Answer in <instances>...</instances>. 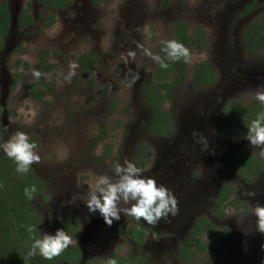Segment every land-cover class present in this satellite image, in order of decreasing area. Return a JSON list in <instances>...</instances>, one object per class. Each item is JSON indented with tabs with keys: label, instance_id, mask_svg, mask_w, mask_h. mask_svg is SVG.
Wrapping results in <instances>:
<instances>
[{
	"label": "rangeland",
	"instance_id": "1",
	"mask_svg": "<svg viewBox=\"0 0 264 264\" xmlns=\"http://www.w3.org/2000/svg\"><path fill=\"white\" fill-rule=\"evenodd\" d=\"M232 1L71 0L69 7L54 14L55 22L48 27L45 25L46 18L39 13L42 10L40 2L33 1L29 12L34 15L35 24L25 29L18 26V14L26 6L19 0L12 1L13 22L6 44L0 51V103L3 109V130L7 129L6 132L2 131L1 144L17 131H22L37 146L35 151L41 161L31 166L44 181L43 192L50 201L46 209L41 205L43 234L46 233L47 225H50L54 226L55 235L57 229H63L65 212H73L77 214L81 228L76 231V238L72 231L67 233L72 235L74 245L79 244L85 231L91 229L89 226H94L93 215L90 216L85 204L88 187L95 175H111L109 165L113 160L135 163L144 170L143 175L146 177L151 170L156 169V176H152L156 182L162 178L174 181L179 176L178 181L182 186H196L195 193L198 194L207 192L193 203L189 198V204L193 206L186 216L188 226L183 224L184 232L179 233L181 241L190 240L189 233L202 218L210 223L212 229L216 227L219 231L229 223L236 231L238 226H248V231L251 229L256 220L251 214L252 208L256 205L264 206V173L254 182H247L232 169L231 160L235 156L257 153L264 163V155L260 154V148L251 147L235 126L222 117H216L214 109L209 113V109L205 108L204 114L202 105H195L193 101L197 94L211 91L204 87H194L192 71L200 61H215L213 51H200L197 46L189 49L191 61L184 62L181 81L169 88L172 99H165L161 108L171 117L173 134L170 137L154 136L148 131L153 111L148 106L146 82L152 80L149 73L154 70L156 62L144 50L162 57L163 42L174 39L175 24L179 21L187 23L189 35L198 29L206 30L208 50L212 49V45L223 47L221 37L223 40L226 38L223 34L226 31H229V44L234 49L243 50L240 39L243 25L237 26L236 21L232 22L231 15L224 13L227 4ZM248 2L257 3V8L250 12L251 21L260 19L264 14V0H246V4ZM3 3L4 0H0V5ZM208 3L212 7L210 14L203 9ZM216 3H219V9L215 8ZM79 8L84 12L78 14ZM129 9L135 11L134 18L125 16V10ZM236 11L241 12L238 8ZM212 14H215L214 17ZM43 51L48 52L47 63L50 65L48 72L43 75L55 85V89L53 95L38 100L31 97L27 89L29 82L34 80L32 72ZM129 51L136 53L135 61L128 58ZM84 52L94 53L98 57L99 66L82 78L79 76L81 72L77 57ZM205 55L206 58H202ZM238 56L244 69L261 61L255 51L240 53ZM73 63L77 65L76 74L69 83L65 76ZM213 65L217 69L216 79L220 78L217 64L214 62ZM139 70H143L142 75L139 74L142 82L137 84L139 80H135L133 83V76ZM224 77L227 80H218V84L229 83L228 76ZM238 87L241 89V85ZM251 95L235 94L233 98L249 100L254 97ZM28 121L32 122L29 124ZM206 121L212 125L218 123L220 127H209L211 123ZM135 122H138L137 125ZM194 131L197 132L196 136H193ZM201 137L208 143L205 151L204 146L201 147L204 144ZM141 144L150 151L144 160L145 165L139 164L138 159L137 152ZM108 146L109 155L103 157ZM212 151L216 154V166L211 167L212 160L208 162L204 158H201L200 163L205 162V166L188 164L187 159L190 161L191 155L206 156ZM171 152L175 156H170ZM0 154L6 155L2 150ZM163 167L164 172L169 171L166 176L161 175ZM189 171H197V176L186 175ZM225 186L229 187V197L219 203L220 190ZM39 202L37 198L32 201L40 207ZM190 221H194L193 227L188 224ZM242 221L249 224L239 225L238 222ZM261 238H264V234H261ZM117 243L116 239L104 236V241L98 239L91 247L95 251V246L101 245L102 252L97 254L100 260L106 259L109 253L118 254L121 245V255L131 253L129 244ZM250 245L246 244V247H254ZM251 251L255 258L248 260L247 256L243 259L245 264H255L260 257L255 256V248ZM93 256L88 257L90 259Z\"/></svg>",
	"mask_w": 264,
	"mask_h": 264
},
{
	"label": "trees",
	"instance_id": "2",
	"mask_svg": "<svg viewBox=\"0 0 264 264\" xmlns=\"http://www.w3.org/2000/svg\"><path fill=\"white\" fill-rule=\"evenodd\" d=\"M42 4L40 15L44 11L56 10L65 7L68 0H39ZM31 2H27L26 7L22 10L20 16V25H34V18L29 12ZM252 4L246 7V12H251ZM46 26L55 22V15L50 13L46 16ZM10 23L9 10L6 3L0 5V49L3 46L4 36L7 33ZM175 37L173 40L181 42L185 47L191 49L197 46L200 51L208 48V33L204 29H198L194 34L189 35L188 25L186 22L179 21L175 24ZM242 46L244 52L255 51L259 58L264 60V14L258 20L249 22L243 32ZM48 52L43 51L39 56V61L35 70L42 73L39 79L34 78L28 84L30 96L42 100L47 95L54 93L55 85L46 80L43 73L48 72L50 65L47 63ZM168 64L166 69L157 64L152 79L156 81L150 84L148 106L153 111L148 124V131L154 136L170 137L174 132V125L166 112L161 108L165 99H172L170 87L176 82L181 81L183 75L181 69L184 61H173L166 59ZM96 55L92 52H84L78 57L80 77H85L96 66ZM179 74V76H178ZM217 72L213 64L208 61H200L195 64L192 71V84L197 89L206 86L211 87L216 82ZM92 83L91 80L88 81ZM222 116L232 126H235L243 135L246 134L247 128L252 120L264 112V104H261L254 97L249 100L228 99L222 110ZM2 106L0 104V115ZM0 120V130H1ZM2 141L0 134V143ZM32 142V141H31ZM144 151V152H143ZM138 153L139 164L145 165V158L149 156L150 151L141 144ZM109 155V146L106 147L103 157ZM231 167L237 174L243 177L247 182H254L264 173V163L257 153H250L247 156H235L231 160ZM197 176V171L192 173ZM35 185L37 191L33 194L32 199H28L24 194V189ZM45 188L44 181L37 176L32 166L27 173H18L16 164L6 155L0 154V257L5 264H61L62 262L77 263L80 261L81 253L76 245H71L60 256L53 260H46L39 254L30 257L28 255L30 246L34 239L39 238L42 207L41 203H47L48 198L43 192ZM228 186L222 187L220 191L219 203L225 201L228 195ZM40 199L39 205L32 201ZM219 205V204H218ZM43 206V205H42ZM64 218L66 221L62 224L64 231H72L73 237H77L79 228L78 216L73 212H66ZM70 226H68L69 224ZM208 224L205 218L200 219L194 226V232H200ZM195 234H193L194 236ZM86 264H90L87 262Z\"/></svg>",
	"mask_w": 264,
	"mask_h": 264
},
{
	"label": "flooded vegetation",
	"instance_id": "3",
	"mask_svg": "<svg viewBox=\"0 0 264 264\" xmlns=\"http://www.w3.org/2000/svg\"><path fill=\"white\" fill-rule=\"evenodd\" d=\"M12 1H17V0H4V3H6L7 5V8L9 10V15L11 18H10L9 28L7 30L6 35L4 36L3 46L0 49V51L4 48L6 44L10 26L13 21V15L11 13ZM19 1L24 3V5L26 6L27 2L33 3V1L38 2L39 0H19ZM70 1L71 0H68V2L65 5V8L69 7ZM250 3L251 2H248L246 4V0H233L232 3L227 4V6L224 9V13H228L231 15L232 22L236 21L237 26L243 25L242 35L240 38L241 46H242L243 32L245 30V26H247L248 23L251 21L250 17L252 15L251 14L252 12L251 13L246 12V7ZM252 7L255 10L257 8V3H252ZM215 8L216 9L220 8L219 3H216ZM237 8L240 9L241 12L239 11L237 12L236 11ZM73 9L74 11H76L75 8ZM203 9H206L210 14V10L212 9V7L208 3L203 7ZM21 10L18 14V26L22 29L33 26V25H27L26 27H22L20 25V16L22 12ZM61 10L62 8L56 10L44 11L43 16L46 18L48 14L50 13L56 14V12ZM77 12L78 14H80L83 13L84 10L82 8H79ZM243 12H245L244 15L241 14ZM134 14L135 11L132 9L125 10V16L128 18L131 17L134 18L135 17ZM212 15L214 17L215 14ZM33 18L35 22V17ZM244 20H247V22L248 21L249 22L248 23L246 22L247 24L243 23ZM227 33H229V31L223 32V34L226 36L224 40L221 37V35H218L221 37V40L223 42V47H220L218 45L216 46L212 45L211 50H208V48H206V51L214 52L213 54L215 61H212L210 59L208 62H210L211 64H214L215 62L217 64L222 78L217 77L216 84H213V86L211 87L202 86L204 88H208L209 90L211 89V91H209L208 93L206 92L199 93L193 99L195 105L197 104L202 105V111L204 110V114H206L205 108H207L209 109V113H212L213 111L217 112V115L215 116L218 118L222 117L223 119L224 117L222 116L221 110L225 102L228 99L233 98L235 94H241V96L243 94L245 95L252 94L254 96V93L256 91L264 90V63H262V61L264 62V60L261 59V61L258 62L256 65H249L244 69V67L241 66L240 58L238 56V54L244 53L243 46H242L243 50L234 49L231 46V44H229ZM224 42H227V44L224 45ZM78 57H77V63H78ZM96 59H97L96 66L89 72V74L92 71H94L96 67L99 66L97 56ZM156 68H157V63H155L154 70L151 73H149V76L153 75ZM142 73L143 70H139V74L142 75ZM224 76H228V80H230L228 81L229 83L218 84V80L226 79V77ZM140 79L141 78L139 76V79H137L139 80V82L137 84L142 82ZM152 80L156 81L154 78ZM152 80L149 79L146 82L147 96H149V83ZM238 85H241V89H239ZM212 109L214 110L212 111ZM2 115H3V109L0 115L1 126H2L0 133H2L3 131ZM137 123L138 122H135L136 125ZM206 123L209 124L211 122L206 121ZM208 126L212 128L220 127L218 123L216 125H212L211 123ZM199 130L201 129H198L197 131ZM1 138H2V134H1ZM175 144H170V145L175 147L176 146ZM171 146H169V148ZM203 146L204 144L201 147ZM229 151L230 149L227 150V153H229ZM191 153L192 151L190 152V154ZM165 154L166 151H164V156ZM170 156L172 157L175 156L174 152L173 153L171 152ZM201 158L206 159V161L208 162L212 160L211 167H213L216 163V154L213 151L206 156L200 154H193L190 156V161L188 159L187 161L189 165L201 164L205 166V162L200 163ZM159 166L160 165H158L157 167ZM164 168L165 167H163V170L161 171V175L166 176L169 171L164 172ZM152 171L153 170H151L149 173L151 178L152 176L155 177L158 172V171H154V172ZM192 173H193L192 171H189L188 173H186V175L190 176ZM178 178L179 176L175 178L174 181H170V180L168 181V179L165 180L164 178L157 181V185L165 186L174 194L175 198L177 199L179 212L176 216L174 217L169 216L167 221L161 220L158 225L153 227L151 225H148L143 220L136 221L130 216L122 215L119 221H114L111 227H109L105 224L103 217L100 215L98 210L95 212H89L91 213L90 216L93 215L92 224L94 226L93 227L89 226V228L91 227V229L85 231L84 235L82 236L83 237L82 240L87 244H82V246L81 244L76 245L81 253L80 261L77 263L62 262L61 264H86L87 262H90V264H107V261L110 258L116 259L117 264H152V262L157 264H245L243 262L244 261L243 259L246 258L247 256H248L247 258L248 260H250L251 258H255L253 257L254 252L251 251L254 250V248L256 249L255 256L260 255L259 258L256 257L257 260L255 264H264V238H261L262 233L256 230L255 223L254 225L252 224V226L250 224L251 229L249 231L247 226L249 223L246 225L245 221L238 222V224L246 225L247 226L246 228L240 226L237 227L236 224L238 230L236 231V229H234L231 226V223H229V225L222 227L221 230L219 231V229H216V227L212 229L210 223L208 222L207 226L204 227L200 232H198L197 230L194 232L193 229V231L189 233L191 236L189 238L190 239L189 241L187 242L181 241V236H180L181 234L179 233L184 232L182 230L183 229L182 225L183 224L187 225L185 221L186 216L190 214L189 210L192 209L193 206V204L192 205L189 204L190 201L189 198H191L193 203V201L195 202V199L197 200L200 197H203L207 192L205 193L203 192L202 194L195 193L197 192L196 186H191V185L182 186L181 185L182 183L178 181ZM41 204L43 205V207H45L44 209H46L49 206L50 201L48 200L46 204L45 203H41ZM78 222H79V218H78ZM188 224L192 225L193 227L194 221H190ZM79 228H81V226H79ZM45 231L47 234L53 235L54 226L52 227L50 225H47ZM92 234H94L96 237L93 240L87 241L86 239H89V236ZM193 234L195 235L193 236ZM41 235H43L42 227L40 228L39 238L41 237ZM154 235L157 236L158 238L153 239ZM104 236L105 238L116 239V243L118 242L117 245L129 244L131 248L130 251L131 253H126L124 255H121L120 253L123 252L122 251L123 245H121V249L118 252V254L109 253L106 259L103 260L98 259L97 254H100L102 252V248L100 247L101 245L95 246L96 247L95 251L92 249L91 246L92 244L96 243L98 239H102V241H104ZM246 244H251L250 247L252 246L254 247L253 248L246 247ZM93 254L95 256L89 259L88 256H92ZM166 260H169V262H166ZM0 264H5L1 257H0Z\"/></svg>",
	"mask_w": 264,
	"mask_h": 264
},
{
	"label": "clouds",
	"instance_id": "4",
	"mask_svg": "<svg viewBox=\"0 0 264 264\" xmlns=\"http://www.w3.org/2000/svg\"><path fill=\"white\" fill-rule=\"evenodd\" d=\"M163 45L161 51L165 53L167 60H183L185 63L191 61L190 50L181 42L168 40L164 41ZM144 51L161 68L166 69L168 67L165 58L152 53L150 50ZM127 56L132 61L136 59L134 51H129ZM202 58H206V55ZM76 67L77 65L74 63L70 65L65 76L67 82L70 83L76 74ZM32 75L39 79L42 73L33 70ZM137 79H139L138 72L134 74L132 82L134 83ZM254 98L264 104V90L256 91ZM31 122L28 121L29 124ZM3 131L6 132L7 129L5 128ZM196 135L197 132L194 131L193 136ZM242 138L246 139L251 147L260 148V154L264 155V112L251 121ZM201 140L204 142L203 150L205 151L208 149V143L203 137ZM36 147L28 134L22 131H17L10 139L0 144V150L14 161L16 171L22 174L27 173L32 164L40 163L41 157L35 151ZM109 167L111 175L103 173L93 177L85 200L89 212L98 210L107 226L111 227L114 221H119L122 215H126L136 221L143 220L148 225L155 227L161 220L167 221L169 216L174 217L178 214V201L174 194L165 186L157 185L154 178L144 176V170L135 163L127 160L123 163L113 160ZM36 191V186L32 185L24 189V194L28 199H32ZM251 214L256 218V230L264 234V206L256 205L252 208ZM157 238V236H153V239ZM73 243L72 235L63 229H57L55 235L44 233L40 238L34 239L28 255L32 257L39 254L46 260H53ZM107 264H117V260L110 258Z\"/></svg>",
	"mask_w": 264,
	"mask_h": 264
},
{
	"label": "water",
	"instance_id": "5",
	"mask_svg": "<svg viewBox=\"0 0 264 264\" xmlns=\"http://www.w3.org/2000/svg\"><path fill=\"white\" fill-rule=\"evenodd\" d=\"M11 18V17H10ZM13 22V21H12ZM1 104V103H0ZM174 151H175V149H174ZM155 171V170H154ZM154 171H152V172H154ZM148 177V176H147ZM149 177H151L150 175H149ZM91 228V227H90ZM96 236L94 235V234H92V235H90L89 236V239H86L87 241L88 240H93L94 238H95ZM82 238L83 237H81L80 238V241H79V244L78 245H80L81 244V246H82V244H87V243H85L83 240H82Z\"/></svg>",
	"mask_w": 264,
	"mask_h": 264
}]
</instances>
